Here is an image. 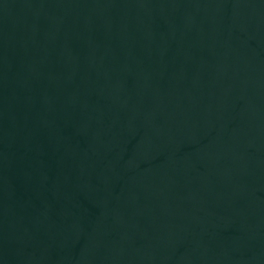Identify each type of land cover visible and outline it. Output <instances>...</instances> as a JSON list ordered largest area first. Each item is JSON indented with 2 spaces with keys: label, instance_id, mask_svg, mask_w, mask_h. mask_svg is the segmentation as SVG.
I'll list each match as a JSON object with an SVG mask.
<instances>
[{
  "label": "water",
  "instance_id": "95a60500",
  "mask_svg": "<svg viewBox=\"0 0 264 264\" xmlns=\"http://www.w3.org/2000/svg\"><path fill=\"white\" fill-rule=\"evenodd\" d=\"M0 264H264V0H0Z\"/></svg>",
  "mask_w": 264,
  "mask_h": 264
}]
</instances>
